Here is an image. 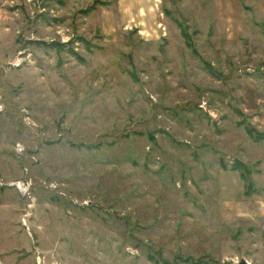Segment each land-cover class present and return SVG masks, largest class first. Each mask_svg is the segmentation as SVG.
Returning <instances> with one entry per match:
<instances>
[{"label": "rangeland", "instance_id": "obj_1", "mask_svg": "<svg viewBox=\"0 0 264 264\" xmlns=\"http://www.w3.org/2000/svg\"><path fill=\"white\" fill-rule=\"evenodd\" d=\"M241 260L264 264V0H0V264Z\"/></svg>", "mask_w": 264, "mask_h": 264}, {"label": "water", "instance_id": "obj_2", "mask_svg": "<svg viewBox=\"0 0 264 264\" xmlns=\"http://www.w3.org/2000/svg\"><path fill=\"white\" fill-rule=\"evenodd\" d=\"M239 264H248L244 260H241Z\"/></svg>", "mask_w": 264, "mask_h": 264}, {"label": "trees", "instance_id": "obj_3", "mask_svg": "<svg viewBox=\"0 0 264 264\" xmlns=\"http://www.w3.org/2000/svg\"><path fill=\"white\" fill-rule=\"evenodd\" d=\"M255 139H257V138H255Z\"/></svg>", "mask_w": 264, "mask_h": 264}]
</instances>
